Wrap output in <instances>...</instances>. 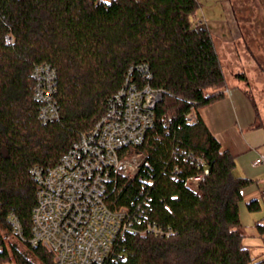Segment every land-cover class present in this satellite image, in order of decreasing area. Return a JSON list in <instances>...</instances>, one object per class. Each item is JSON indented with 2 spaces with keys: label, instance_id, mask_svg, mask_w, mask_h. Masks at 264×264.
<instances>
[{
  "label": "trees",
  "instance_id": "obj_1",
  "mask_svg": "<svg viewBox=\"0 0 264 264\" xmlns=\"http://www.w3.org/2000/svg\"><path fill=\"white\" fill-rule=\"evenodd\" d=\"M198 8V0H0V264H53L45 246L7 238L6 217L15 212L30 237L31 168L57 164L140 63L164 92L143 142L123 149L143 155L139 170L117 174L107 194L111 208L130 209L137 230L126 231L99 264H264L244 243L240 218L253 179L235 174L236 155L201 115L225 96L227 79L211 30L192 20ZM41 62L57 69L61 113L45 123L31 76ZM192 110L197 121L190 123ZM256 228L264 233L262 221Z\"/></svg>",
  "mask_w": 264,
  "mask_h": 264
},
{
  "label": "built area",
  "instance_id": "obj_2",
  "mask_svg": "<svg viewBox=\"0 0 264 264\" xmlns=\"http://www.w3.org/2000/svg\"><path fill=\"white\" fill-rule=\"evenodd\" d=\"M5 40L11 43L13 37L6 35ZM152 75L145 63L131 66L123 85L108 99L105 112L72 142L59 162L31 168L36 183L31 235L24 236L23 224L12 211L6 217L7 238L45 246L53 254V264H99L126 231L137 230L130 209L111 208L107 194L117 174L134 175L144 160L141 153L126 154L123 149L142 143L154 126L155 108L164 91L152 84ZM31 76L39 120H58L56 67L50 62L38 63ZM187 121H197L194 110L187 114ZM254 163L264 164V153H259ZM200 179L192 177L190 182L195 185ZM147 229L169 233L151 223Z\"/></svg>",
  "mask_w": 264,
  "mask_h": 264
},
{
  "label": "rangeland",
  "instance_id": "obj_3",
  "mask_svg": "<svg viewBox=\"0 0 264 264\" xmlns=\"http://www.w3.org/2000/svg\"><path fill=\"white\" fill-rule=\"evenodd\" d=\"M198 2L199 8L192 20L194 23H205L211 30L227 85L234 89L238 86L248 89L249 98L259 107L258 123L264 124V0ZM240 74H244L246 78L240 77ZM237 104L239 112L244 111V108L241 109L239 103ZM230 117L228 113V121ZM244 123L240 121L235 125L237 134H242L240 126H245ZM262 202L259 208L251 210L244 198L240 201L243 241L250 248L252 255L261 258L264 257V233L258 232L256 222L258 218L264 219ZM254 213L258 216L256 219H252ZM3 264L15 263L7 261Z\"/></svg>",
  "mask_w": 264,
  "mask_h": 264
},
{
  "label": "crops",
  "instance_id": "obj_4",
  "mask_svg": "<svg viewBox=\"0 0 264 264\" xmlns=\"http://www.w3.org/2000/svg\"><path fill=\"white\" fill-rule=\"evenodd\" d=\"M224 93L223 98L203 107L201 115L223 147L230 149L236 155L235 174L253 179V182L243 190V198L247 205L250 200L258 199L261 206L262 201L264 204V193L262 192L264 164L254 163L258 154L264 153V124L258 123L257 120L260 114L259 107L257 114L254 103L249 98V91L244 87L238 86L234 89L226 85ZM247 102H249L248 105ZM237 103L241 109L244 108V111L239 112ZM228 113L231 116L229 121ZM240 121L245 122V126H240L241 135L237 134L235 129V125ZM257 217L255 213L252 215V219ZM258 221L264 223L263 218H258Z\"/></svg>",
  "mask_w": 264,
  "mask_h": 264
}]
</instances>
